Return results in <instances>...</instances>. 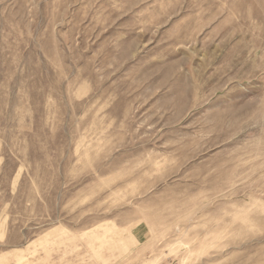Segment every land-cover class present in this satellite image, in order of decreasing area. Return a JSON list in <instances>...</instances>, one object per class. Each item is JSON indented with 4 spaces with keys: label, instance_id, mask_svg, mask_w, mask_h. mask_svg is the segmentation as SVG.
<instances>
[{
    "label": "rangeland",
    "instance_id": "1",
    "mask_svg": "<svg viewBox=\"0 0 264 264\" xmlns=\"http://www.w3.org/2000/svg\"><path fill=\"white\" fill-rule=\"evenodd\" d=\"M0 264H264V0H0Z\"/></svg>",
    "mask_w": 264,
    "mask_h": 264
},
{
    "label": "bare ground",
    "instance_id": "2",
    "mask_svg": "<svg viewBox=\"0 0 264 264\" xmlns=\"http://www.w3.org/2000/svg\"><path fill=\"white\" fill-rule=\"evenodd\" d=\"M133 226H134V225H133ZM122 230H123V229H122ZM117 233H118V232H117ZM117 233H116V235H118ZM105 235H106V234H105ZM114 235H115V234H114ZM119 235H120V234H119ZM104 237H105V236H104ZM106 238H107V237H106Z\"/></svg>",
    "mask_w": 264,
    "mask_h": 264
}]
</instances>
